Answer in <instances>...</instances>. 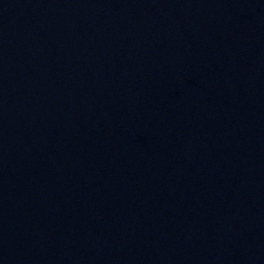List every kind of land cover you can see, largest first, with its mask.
<instances>
[{"label": "water", "instance_id": "water-1", "mask_svg": "<svg viewBox=\"0 0 264 264\" xmlns=\"http://www.w3.org/2000/svg\"><path fill=\"white\" fill-rule=\"evenodd\" d=\"M0 264H264V0H0Z\"/></svg>", "mask_w": 264, "mask_h": 264}]
</instances>
